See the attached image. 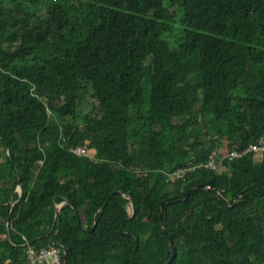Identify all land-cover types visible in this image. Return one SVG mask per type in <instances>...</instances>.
Returning <instances> with one entry per match:
<instances>
[{
	"label": "trees",
	"instance_id": "trees-1",
	"mask_svg": "<svg viewBox=\"0 0 264 264\" xmlns=\"http://www.w3.org/2000/svg\"><path fill=\"white\" fill-rule=\"evenodd\" d=\"M261 137L264 0H0V264H264Z\"/></svg>",
	"mask_w": 264,
	"mask_h": 264
},
{
	"label": "built area",
	"instance_id": "built-area-1",
	"mask_svg": "<svg viewBox=\"0 0 264 264\" xmlns=\"http://www.w3.org/2000/svg\"><path fill=\"white\" fill-rule=\"evenodd\" d=\"M73 154L76 156H85L89 157L93 153L92 151L85 150L81 147H76L71 150ZM248 154H255L257 156H261L264 154V137L259 138L254 143L249 144L246 148L241 150H232L226 154V156L219 158L218 162L213 163L212 161L198 164L195 166L189 165L182 169H177L171 173H167V182H173L175 180L182 179L188 172L207 169L213 170L214 172L219 173L221 170V162L223 159L227 158L228 161H233L236 159H240ZM140 174H146L145 172L136 171ZM62 252L55 246H51L49 248H43L39 251H27V260L28 264H62Z\"/></svg>",
	"mask_w": 264,
	"mask_h": 264
},
{
	"label": "water",
	"instance_id": "water-1",
	"mask_svg": "<svg viewBox=\"0 0 264 264\" xmlns=\"http://www.w3.org/2000/svg\"><path fill=\"white\" fill-rule=\"evenodd\" d=\"M0 141L3 142L2 139H1ZM4 149H5L6 156H7V157H10L9 149H8L7 145H5V144H4ZM201 186H202V185H199V186H196V187L190 189V190L187 192L186 197H188L189 194H190L192 191H194V190L197 189V188H200ZM206 186L211 187L212 190H213L214 195H215L216 197H218V192H217V191L215 190V188L213 187V182H212V181H208V182L206 183ZM15 192H17L18 195H19V196H18V199H17V201H18L19 198H20L21 195H22V191H21V189H20V187H19V181L17 182V187H16V189H15ZM184 199H186V198H184ZM127 200H128V202H129V204L131 205V209H132L131 217H132V216H133V213H134L133 203H132L131 199H129V198H127ZM10 201H11V197H10ZM17 201H11V209H10V212L13 210V208H14L15 204L17 203ZM65 206H70V204L67 203V202H64V203H61V204H59V205H56V207H55V212H54V220H53V226H52V229H54V228L56 227V224H57V218H58V216L60 215V213H61L63 207H65ZM101 211H102V209L99 210V213H101ZM131 217H130V218H131ZM7 225H8V218H7L6 221H5V232H6V238H7V240H9L8 231H7ZM94 228H95V224L93 225V227L91 228L90 231H92ZM162 232H163L164 236L166 237V231L163 229ZM56 234H57V231H55V233H54V235H53V238H52V240H51V244H52V246L60 247V248L62 249V259H61V260H62V264H64V263H65V260H66V252H67V249H66L65 247H63L59 242L56 241V239H55ZM166 238H167V237H166ZM166 240H167L168 247H169V251H170V255H169V259H168V263H170V262L172 261V259L176 256V250H175V247L173 246V243L171 242V240H170L169 238H167ZM136 242H137V240H136ZM28 243H31V242H28ZM136 249H137V244L135 245V247H134V249H133V251H132V254H131L132 264H133V259H134V256H135Z\"/></svg>",
	"mask_w": 264,
	"mask_h": 264
},
{
	"label": "rangeland",
	"instance_id": "rangeland-1",
	"mask_svg": "<svg viewBox=\"0 0 264 264\" xmlns=\"http://www.w3.org/2000/svg\"><path fill=\"white\" fill-rule=\"evenodd\" d=\"M60 1H63V2H67V3H71V4H75L76 3V0H60ZM177 30H178V28H175V32L174 33H171V34H169V35H167V38L169 39V42L171 43V44H173L174 43V41L176 40V35H177ZM146 93H148V87L146 86V88H145V94ZM225 152H226V150H225V148H223L222 150H221V152H220V154H219V158L221 157V156H223L224 154H225ZM93 153V152H92Z\"/></svg>",
	"mask_w": 264,
	"mask_h": 264
},
{
	"label": "crops",
	"instance_id": "crops-1",
	"mask_svg": "<svg viewBox=\"0 0 264 264\" xmlns=\"http://www.w3.org/2000/svg\"><path fill=\"white\" fill-rule=\"evenodd\" d=\"M93 152V151H92Z\"/></svg>",
	"mask_w": 264,
	"mask_h": 264
}]
</instances>
